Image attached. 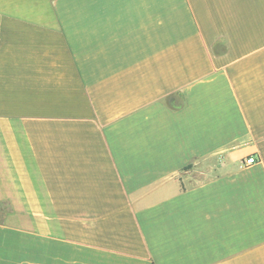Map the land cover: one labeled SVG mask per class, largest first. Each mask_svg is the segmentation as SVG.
Listing matches in <instances>:
<instances>
[{"label": "crops", "instance_id": "crops-1", "mask_svg": "<svg viewBox=\"0 0 264 264\" xmlns=\"http://www.w3.org/2000/svg\"><path fill=\"white\" fill-rule=\"evenodd\" d=\"M0 206V264H264V0H0Z\"/></svg>", "mask_w": 264, "mask_h": 264}, {"label": "built area", "instance_id": "built-area-1", "mask_svg": "<svg viewBox=\"0 0 264 264\" xmlns=\"http://www.w3.org/2000/svg\"><path fill=\"white\" fill-rule=\"evenodd\" d=\"M256 161H257V158L255 156H249L243 160L242 165H249V164H252Z\"/></svg>", "mask_w": 264, "mask_h": 264}, {"label": "rangeland", "instance_id": "rangeland-1", "mask_svg": "<svg viewBox=\"0 0 264 264\" xmlns=\"http://www.w3.org/2000/svg\"><path fill=\"white\" fill-rule=\"evenodd\" d=\"M5 209H6L5 206H3V207L0 206V219L3 216V213H4Z\"/></svg>", "mask_w": 264, "mask_h": 264}, {"label": "trees", "instance_id": "trees-1", "mask_svg": "<svg viewBox=\"0 0 264 264\" xmlns=\"http://www.w3.org/2000/svg\"><path fill=\"white\" fill-rule=\"evenodd\" d=\"M186 167H188V166H186Z\"/></svg>", "mask_w": 264, "mask_h": 264}]
</instances>
